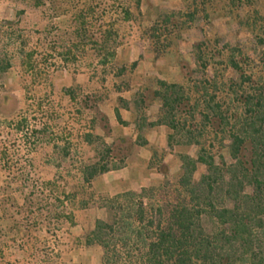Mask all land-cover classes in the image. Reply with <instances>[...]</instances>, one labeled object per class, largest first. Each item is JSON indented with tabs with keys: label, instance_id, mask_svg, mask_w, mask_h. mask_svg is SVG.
<instances>
[{
	"label": "trees",
	"instance_id": "1",
	"mask_svg": "<svg viewBox=\"0 0 264 264\" xmlns=\"http://www.w3.org/2000/svg\"><path fill=\"white\" fill-rule=\"evenodd\" d=\"M131 3L139 12V0ZM130 6L120 3L117 16L129 21ZM218 15H228L248 41L221 47L218 38L197 42L191 62L182 64L173 41ZM76 18L83 28L85 14ZM103 36V51L113 39L102 59L106 64L115 59L118 35L111 29ZM142 36L156 58L174 60L183 81H157L156 90L143 87L135 93V145L146 144L145 129L164 125L172 131L170 147H194L196 153L179 156L181 173L173 181L165 177L140 195L100 198L109 218L95 220L78 245L100 247L99 264H264V0H183L181 10L157 15ZM126 70L120 67V76ZM153 102H159L160 113L150 124L145 110ZM96 112L107 129L106 117ZM126 146L123 139L103 143L95 160L81 169L82 183L92 188L99 175L122 167ZM155 166L166 174L162 164ZM200 167L204 172L198 175Z\"/></svg>",
	"mask_w": 264,
	"mask_h": 264
},
{
	"label": "rangeland",
	"instance_id": "2",
	"mask_svg": "<svg viewBox=\"0 0 264 264\" xmlns=\"http://www.w3.org/2000/svg\"><path fill=\"white\" fill-rule=\"evenodd\" d=\"M120 3L127 6L126 0H0V69L7 67L0 72V264H99L100 247L78 245L99 220L95 203L101 206L81 169L106 144L96 110L102 115V103L128 92L139 76L136 67L130 71L133 63L121 76L115 59L102 64L113 47L111 39L101 50L103 34L117 32L118 48L134 42L135 32L139 45L151 47L142 34L157 17L143 21L130 3L126 21L117 16ZM82 12L83 28L76 18ZM212 38L221 47L245 44L249 36L218 15L210 25L200 21L182 31L173 47L182 64L190 63L193 45ZM176 77L169 72L170 80Z\"/></svg>",
	"mask_w": 264,
	"mask_h": 264
},
{
	"label": "crops",
	"instance_id": "3",
	"mask_svg": "<svg viewBox=\"0 0 264 264\" xmlns=\"http://www.w3.org/2000/svg\"><path fill=\"white\" fill-rule=\"evenodd\" d=\"M136 1V0H135ZM134 0H126L127 3ZM182 6V0H139V12L152 22L155 15L178 10ZM148 22V21H146ZM134 42L123 43L115 50V62L119 66L137 63L138 80L130 86L128 92L117 93L109 96L101 105V111L107 119V131L100 133L105 135L107 145L117 143L123 139L124 143L135 145L139 131L137 129L138 116L132 104L133 97L141 88L157 89V81L168 83H181L183 75L180 68L170 58H156L151 47H143L137 43L139 40L135 32L130 34ZM129 35V36H130ZM177 71L175 82L170 80L169 72ZM154 83V84H153ZM121 100L123 101L121 104ZM160 104L153 102L145 110L146 123H156L159 119ZM117 115L119 120L117 119ZM146 142L143 146H132L124 155L126 157L122 167L110 170L99 175L92 183L95 194L99 198H112L124 193L139 195L144 189L158 185L162 180L178 176L181 173V161L179 156L194 157V147H179L168 145V137L172 131L164 125L148 127L143 131ZM163 152L162 157L153 155V150ZM127 155V156H126ZM162 164L166 169V176L160 173L156 164ZM97 205V206H96ZM95 216L99 220H105V208L95 203ZM76 232H81L76 231ZM77 236L78 233H75Z\"/></svg>",
	"mask_w": 264,
	"mask_h": 264
}]
</instances>
